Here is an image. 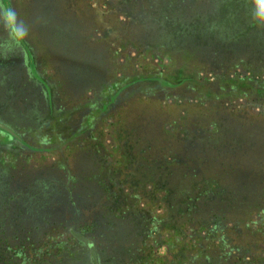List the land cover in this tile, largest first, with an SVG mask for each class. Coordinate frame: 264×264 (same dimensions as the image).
<instances>
[{
	"label": "rangeland",
	"instance_id": "rangeland-1",
	"mask_svg": "<svg viewBox=\"0 0 264 264\" xmlns=\"http://www.w3.org/2000/svg\"><path fill=\"white\" fill-rule=\"evenodd\" d=\"M168 10L224 22L228 47L214 35L188 57L156 41ZM258 12L262 0H0V264H264V151L249 155L248 207L226 201L231 162L201 153L220 126L264 134Z\"/></svg>",
	"mask_w": 264,
	"mask_h": 264
},
{
	"label": "trees",
	"instance_id": "trees-1",
	"mask_svg": "<svg viewBox=\"0 0 264 264\" xmlns=\"http://www.w3.org/2000/svg\"><path fill=\"white\" fill-rule=\"evenodd\" d=\"M163 12H169V10ZM162 14H154L151 22L152 27L149 28V31L152 38L162 42L166 47L169 46L165 42H170L174 51L178 49L179 51L190 50L187 56L192 57L193 53L199 51L197 48L202 45L200 41L205 38L212 40L214 35H217L216 39L218 40L214 46L218 45L220 49L228 47L227 33L229 28L224 22H214L210 18H203L201 14L186 15L176 12ZM259 17L264 16L259 13ZM249 28L251 25L246 30ZM242 35L243 33H239L237 30L233 32L232 36H229V41H237L241 39ZM211 49V47L208 48V50ZM201 142L204 145L201 153L203 151L206 160L207 158H215L217 161L220 158H226L231 162V167H234L232 168L235 173L234 179L232 177V187L228 191L226 201L232 204L238 202L244 207H248L252 203L258 204V191L260 190L253 185L256 180L257 169L252 170L253 167L251 168V164L247 162L251 158L249 156L251 152L264 151V134L254 129L220 126L215 134L208 135ZM90 261L92 264H97L93 256L90 257Z\"/></svg>",
	"mask_w": 264,
	"mask_h": 264
},
{
	"label": "water",
	"instance_id": "water-1",
	"mask_svg": "<svg viewBox=\"0 0 264 264\" xmlns=\"http://www.w3.org/2000/svg\"><path fill=\"white\" fill-rule=\"evenodd\" d=\"M0 128H4L2 124H0Z\"/></svg>",
	"mask_w": 264,
	"mask_h": 264
},
{
	"label": "snow or ice",
	"instance_id": "snow-or-ice-1",
	"mask_svg": "<svg viewBox=\"0 0 264 264\" xmlns=\"http://www.w3.org/2000/svg\"><path fill=\"white\" fill-rule=\"evenodd\" d=\"M262 2H264V0H262Z\"/></svg>",
	"mask_w": 264,
	"mask_h": 264
}]
</instances>
